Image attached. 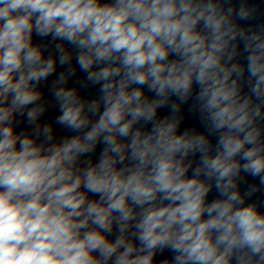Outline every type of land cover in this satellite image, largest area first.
Masks as SVG:
<instances>
[{
  "label": "clouds",
  "instance_id": "1",
  "mask_svg": "<svg viewBox=\"0 0 264 264\" xmlns=\"http://www.w3.org/2000/svg\"><path fill=\"white\" fill-rule=\"evenodd\" d=\"M0 264H264V0H0Z\"/></svg>",
  "mask_w": 264,
  "mask_h": 264
}]
</instances>
